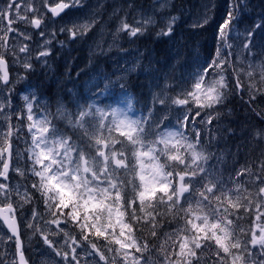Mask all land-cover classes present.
Here are the masks:
<instances>
[{
	"label": "snow or ice",
	"instance_id": "6c2138e0",
	"mask_svg": "<svg viewBox=\"0 0 264 264\" xmlns=\"http://www.w3.org/2000/svg\"><path fill=\"white\" fill-rule=\"evenodd\" d=\"M87 3L5 0L0 8V226L3 242L15 247L12 264H28L22 224L60 258L57 264H202L205 253L208 264H264V160L256 173L245 166L227 179L208 163L229 97L264 119V63L251 62L254 50L264 55V37L257 42L264 15L241 31L249 0H225L219 19L205 5L191 27H213V55L178 84L164 75L139 115L130 100L126 107L98 102L127 96L123 78L138 62L90 81L91 102L76 103L71 112L57 102L53 113L42 81L31 79L34 65L51 68L54 49L84 40L99 22L95 12H84ZM170 6L157 0L151 13L137 11L131 23L125 12L114 40L126 34L134 42L150 29L171 39L180 16ZM29 29L41 38L34 48ZM253 139L264 142V128ZM10 172L19 177L15 183ZM166 224L171 231H162Z\"/></svg>",
	"mask_w": 264,
	"mask_h": 264
},
{
	"label": "trees",
	"instance_id": "16d2710c",
	"mask_svg": "<svg viewBox=\"0 0 264 264\" xmlns=\"http://www.w3.org/2000/svg\"><path fill=\"white\" fill-rule=\"evenodd\" d=\"M2 1L5 2V0H1L0 4ZM117 1L118 0H114L113 2ZM143 1H145L150 11L152 10L153 5L157 3V0ZM121 2L123 3L122 9H125L124 14L127 12L128 22L131 23L133 14L129 15V13L132 12H130V9L127 8V4L130 0H121ZM224 3L225 0H170V5H174V10L171 14L178 15L182 18V21H179L174 30V36L171 39H158L155 36L156 29H150L143 37L133 38L135 40V45H133V47H138L136 50V59L134 64L144 57L143 63L146 64V67L143 66V63L138 65L136 71L131 72L124 81V87L128 92L127 96L121 94L113 99L106 95V98L103 96L99 97L100 101L107 99L110 100V104L119 102L121 105L126 107L130 100L133 112L136 115H139L140 110L144 108L145 104L151 102L152 93L151 91H148V87L156 85L157 83L162 85L164 82L163 76L167 74H171L168 83L170 85L175 84V78L180 72V69L182 71L188 70L189 72L191 70L195 71L198 62H202L206 58L211 57L214 53L213 27L206 26L204 29H193L191 27L193 19H190V14L194 15L193 18L196 19L198 16L207 11L205 5H208L211 7V12L209 14L214 19H219L225 10ZM213 5L214 7H212ZM109 6H111V4ZM261 15H264V0H249V7L242 16L241 26H248L250 22L257 20ZM119 35L121 37V47H128V42L130 40L127 35ZM61 37L64 39L63 36ZM88 38L89 37L86 35L84 40L68 45V48L72 51L70 57L56 60L55 57L58 52L55 50L53 57L50 58V64H53L52 69H54V74L51 79H49L50 76L48 78H46L45 75L40 76L41 70L36 72L37 69L32 75L31 79L33 82H37L39 80L46 84V99L49 100L50 104L51 100H55L60 96V93H58L59 88L66 90L67 92H62V94L70 98L69 84L72 80L75 81L77 89H79L82 94H86L87 87L83 84V82L87 76L86 70L89 66H92V70L94 69L93 67L96 66L98 70L97 78L101 74L111 75L112 73L120 72L116 70L118 65H113V62L115 61L112 59V56L106 53L105 46L101 47L103 51L100 49L95 53L91 52L90 46L92 45V42ZM172 39L174 40L172 41ZM172 64H174V68L173 70H170V66ZM36 66L40 65H35V67ZM47 68L48 67H41V69L44 70ZM51 70L49 69V71ZM62 74L65 78L62 77ZM60 77L64 80L60 83L62 84V87H59L60 85H58L57 88L48 81V79L56 80ZM184 77L186 78V76ZM85 97L88 98V95ZM84 102L85 100L80 101L79 103L83 104ZM74 105L75 104L72 106L73 110ZM259 109H264V107L259 106ZM221 115L224 117L223 124L225 125V128L221 134L216 137L218 143L221 145L220 147L229 149L244 141H248V145L244 148L242 147L238 154L231 157H222L220 159V174L218 176L223 179H227L229 176L235 175L236 171L245 166L251 168L253 173H256L260 162L264 160V142L253 139V131L264 128V125H255L262 124V122L258 120L259 116L252 112L247 106L242 105L238 97L235 99L230 97L229 101H226L225 106L221 108ZM259 118L261 119V117ZM59 124L60 127L65 126L64 122L59 121ZM229 128L232 129L231 133H228L227 131ZM69 135H71L70 131ZM243 179L244 177H240V180ZM30 182L31 181L29 180L28 183ZM248 187L249 191L254 190L251 186ZM244 222H248L247 219ZM162 231H171V228L166 224ZM23 236L25 238V242L27 243H36L38 245L42 244L37 236H35L32 240L30 239L31 236H33L30 230L25 231ZM12 245V258L7 257L4 251L0 254V259H3L5 264H12L15 254L14 244L12 243ZM28 252V249H26V254L28 256L27 261L29 262L31 254L29 255Z\"/></svg>",
	"mask_w": 264,
	"mask_h": 264
},
{
	"label": "rangeland",
	"instance_id": "374dc122",
	"mask_svg": "<svg viewBox=\"0 0 264 264\" xmlns=\"http://www.w3.org/2000/svg\"><path fill=\"white\" fill-rule=\"evenodd\" d=\"M113 1L114 0H88L87 6H86L84 12L85 13L95 12L97 17H98V21H99L95 25V27L93 29H91L87 34V36L89 37L88 39L92 42V45L90 46L91 52L95 53V52L99 51L101 49V47L105 46V49L108 50L107 54L111 55L112 59L115 61V62H113V65H115V66L118 65L116 67V70L120 71V72L117 74H120L123 68L130 67L131 65H133L135 63L136 50L138 49V47H136V48L133 47V45H135L134 44L135 40H134V42H130V41L128 42V44H129L128 47L122 48L121 44H120V40H121L120 35H118L114 40L113 33H115V30L119 24L120 18L125 15L124 14L125 9H122L123 3L121 2V0H118L117 2H113ZM110 4H111V6H109ZM4 5H5V2L2 1L0 4V8L4 7ZM20 7H21V12L23 13V8H24L23 2H21ZM173 10H174V5L171 4L168 11L170 13H172ZM129 11L132 12V13H129V15L133 14V16H136L137 11H139L140 13H151V11L148 9L145 1H143V0H135V3L133 5V9H131ZM75 14L76 15H83V13H75ZM193 17H194V15L190 14V19H192ZM156 19H157V21H159V19H160L159 15H157ZM131 21H132V19H131ZM180 21H182V18H180ZM194 21H195V19H193V22ZM3 26H4L3 24H0V27H3ZM13 27L14 28H21V30H23V26L16 24V23L13 24ZM243 28L244 27H241V31L243 30ZM29 31H32L33 35L35 34V31L32 29H29ZM13 35L14 34L9 35V43L10 44L12 43ZM35 36L36 35L33 36V40L36 37L38 38V36H36V37ZM262 37H264V34H259L257 36V42L258 43L260 42ZM59 38L62 39L61 36ZM39 40L40 39L33 42V44H32L33 48L35 47V44ZM173 40L174 39H172V41ZM98 44L100 46L99 48H97ZM109 45H111L110 49H109ZM55 50L58 52L57 56L55 57L56 60L70 57V55L72 54V51L69 48H67V49L56 48ZM236 56L239 57L240 61H244L245 54L240 52L239 49H237ZM174 59H175V57H174ZM119 61H120V63H119ZM143 61H144V57L138 61V65L142 64ZM251 62H254L256 64L264 63V55H259L258 52L256 50H254L253 57L251 58ZM59 63H60V61H59ZM143 66L146 67V64L143 63ZM93 68L94 69L92 70V66H90L86 70L87 76L85 77L84 82H83L84 85L87 87L86 94H82L81 91L79 89H77V87L75 86V81L72 80L69 84V96H70V98H68L67 96L62 94V92H67L66 90L59 88L58 93H60V96L57 97L55 100H51V108L49 109V111L55 113L57 102L62 103L64 105L65 109L69 112L74 111L72 109L73 104L79 103L80 101H84L85 99H87L89 102H91V93L89 92V88L91 86L90 81L94 83L97 80V73H98L96 66H94ZM173 68H174V64H172L170 66V70H173ZM84 69H86V68H84ZM192 69H195V68H192ZM35 70H36V72H39L41 70L40 76L45 75L46 78H48L50 76L49 79H51L53 77V74H54V69H52L51 71H47V69H45V70L41 69L40 66H36ZM188 73H189L188 70L182 71L180 69V72L178 73V75L175 78V84H178L181 82V80H184V78H185L184 76H187ZM129 75H130V73L124 76L123 83ZM167 75L169 76V78L171 77V74H167ZM62 77L65 78V76L63 74H62ZM49 79H48V81L53 86L58 88V85H60L59 87H62V84H60V83H62L64 81L63 78L60 77L56 80H49ZM113 79L115 80L116 77L114 76ZM241 79L246 82V78L241 77ZM33 83H35V82H33ZM45 85L46 84L43 83L44 88H45ZM19 89H20V85H17V91H19ZM148 91H151V93L153 94L154 92H159L160 88H157L155 85H151L150 87H148ZM169 91H170L171 95H175L174 92H171V89ZM23 94H27V93H22L21 95H23ZM87 95H88V98L85 97ZM45 99H46V96H45ZM246 99H247V97H245V100ZM151 100H152V97H151ZM99 101H100V98H98V102ZM109 101L110 100H107V101L103 100V102L110 104ZM228 101H229V99H228ZM46 102L49 103V100L46 99ZM16 104H17V101L13 100V108L16 107ZM20 104L22 106V101H20ZM119 106L124 107L123 105H120V104H119ZM259 106L264 107V103L260 104ZM223 119H224V117H223V115H221V120L223 121ZM258 120H260L259 117H258ZM16 122H17L16 117L13 116L12 123L15 124ZM60 122H64V121L61 120ZM261 122L264 123V120ZM59 125L60 124H58V126ZM212 144H214V145L216 144L217 147L213 148V149L209 148V151L213 155H212V157L208 163L210 166H214V170H215L216 174L219 175L220 174V172H219L220 159L222 157H231V156L238 154L242 147L244 148L245 146L248 145V141L241 142L239 145H236L235 147H231L229 149H226V148H221L220 147L221 145H217L218 140L215 137V140ZM15 146L16 145L14 142V148H15ZM20 148L22 150L23 145H21ZM14 162H15V160L13 161V163ZM9 179L13 183H15L16 180H18V177H16L14 179L13 174L10 172L9 173ZM39 209L41 210V207L38 205L37 210H39ZM243 223L247 225L249 222L243 221ZM0 234H1V232H0ZM34 238H35V236L33 235V236H31L30 239L32 240ZM56 239H59V237H57ZM26 246L28 248L29 253L31 254V259L29 260L28 264L29 263L30 264H57V262L60 259L59 257H56L54 253H51V251L48 249L47 245H44L43 242L41 245H38L36 243L30 244V243L26 242ZM64 250L69 251V249L67 247H65ZM213 251H214V249H213ZM210 255H211L210 253L204 254V257L202 259V264H208V259H209ZM153 260L154 261L156 260L155 256H153ZM82 264H83V262H82ZM101 264H102V262H101Z\"/></svg>",
	"mask_w": 264,
	"mask_h": 264
},
{
	"label": "bare ground",
	"instance_id": "6f19581e",
	"mask_svg": "<svg viewBox=\"0 0 264 264\" xmlns=\"http://www.w3.org/2000/svg\"><path fill=\"white\" fill-rule=\"evenodd\" d=\"M52 68H53V64H51V69H52ZM49 69H50V68H49ZM51 69H50V70H51ZM26 259H27V256H26Z\"/></svg>",
	"mask_w": 264,
	"mask_h": 264
},
{
	"label": "water",
	"instance_id": "95a60500",
	"mask_svg": "<svg viewBox=\"0 0 264 264\" xmlns=\"http://www.w3.org/2000/svg\"><path fill=\"white\" fill-rule=\"evenodd\" d=\"M21 239H22V235H21ZM22 241H23V239H22ZM24 244V243H23ZM24 255H25V253H24ZM25 258H26V255H25Z\"/></svg>",
	"mask_w": 264,
	"mask_h": 264
},
{
	"label": "flooded vegetation",
	"instance_id": "af4514ba",
	"mask_svg": "<svg viewBox=\"0 0 264 264\" xmlns=\"http://www.w3.org/2000/svg\"><path fill=\"white\" fill-rule=\"evenodd\" d=\"M67 70V69H66ZM29 253V252H28ZM29 255H30V253H29ZM27 259H28V256H27Z\"/></svg>",
	"mask_w": 264,
	"mask_h": 264
}]
</instances>
